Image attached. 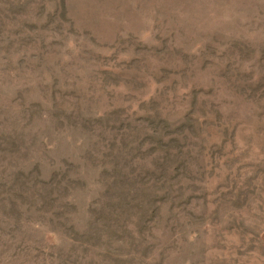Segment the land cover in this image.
<instances>
[{
  "label": "rangeland",
  "instance_id": "1",
  "mask_svg": "<svg viewBox=\"0 0 264 264\" xmlns=\"http://www.w3.org/2000/svg\"><path fill=\"white\" fill-rule=\"evenodd\" d=\"M0 264H264V0H0Z\"/></svg>",
  "mask_w": 264,
  "mask_h": 264
}]
</instances>
